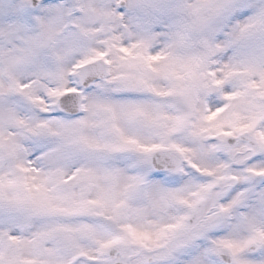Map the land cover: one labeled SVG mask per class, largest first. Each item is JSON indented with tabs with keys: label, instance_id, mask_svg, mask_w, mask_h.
Masks as SVG:
<instances>
[{
	"label": "snow or ice",
	"instance_id": "obj_1",
	"mask_svg": "<svg viewBox=\"0 0 264 264\" xmlns=\"http://www.w3.org/2000/svg\"><path fill=\"white\" fill-rule=\"evenodd\" d=\"M0 264H264V0H0Z\"/></svg>",
	"mask_w": 264,
	"mask_h": 264
}]
</instances>
